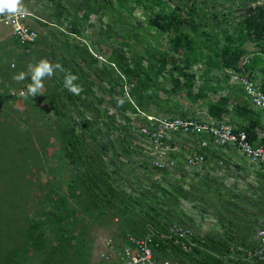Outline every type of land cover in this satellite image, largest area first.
Instances as JSON below:
<instances>
[{
	"label": "rangeland",
	"instance_id": "374dc122",
	"mask_svg": "<svg viewBox=\"0 0 264 264\" xmlns=\"http://www.w3.org/2000/svg\"><path fill=\"white\" fill-rule=\"evenodd\" d=\"M160 1L171 9L178 3ZM22 4L26 24L39 33L35 44L22 45L0 22V264H108L115 258L112 246L120 250L132 230L87 189L69 155L50 104L65 73L45 78L35 97L21 95L31 79L13 76L42 58L78 76L83 91L74 95L72 114L79 123L80 112L84 127L100 132L89 147L116 187L131 193L158 186L150 204L162 210L159 223L187 226L213 240L226 264L244 259L264 228L261 168L236 151L216 150L203 168L180 164L162 173L139 129L148 117L213 119L233 127L262 123L263 111L231 81L233 69L222 55L239 57L237 72L264 87V0H186L194 26L172 33L152 26V11L135 0ZM179 142L188 147L198 140Z\"/></svg>",
	"mask_w": 264,
	"mask_h": 264
},
{
	"label": "built area",
	"instance_id": "2783aa9c",
	"mask_svg": "<svg viewBox=\"0 0 264 264\" xmlns=\"http://www.w3.org/2000/svg\"><path fill=\"white\" fill-rule=\"evenodd\" d=\"M29 14L8 20L0 16V22L8 25L18 41L24 45L35 44L39 33L26 24ZM231 81L240 86L251 104L264 112V90L250 75L230 71ZM148 124L141 126L139 135L149 143L153 167L160 172L176 171L180 164L185 168H201L205 165L212 148H233L250 163L264 170V141L253 143L248 134L226 122L195 120L183 117H148ZM181 137L197 139L196 145L184 147ZM206 239L193 229L183 225H171L161 230L148 225L143 236L133 233L125 235L123 247L112 246L115 258L108 264H180L162 259L163 246H177L186 254L203 251ZM111 259V256H107ZM245 260L264 263V228L257 232V246L249 250Z\"/></svg>",
	"mask_w": 264,
	"mask_h": 264
},
{
	"label": "trees",
	"instance_id": "16d2710c",
	"mask_svg": "<svg viewBox=\"0 0 264 264\" xmlns=\"http://www.w3.org/2000/svg\"><path fill=\"white\" fill-rule=\"evenodd\" d=\"M118 1L120 4L124 3V0ZM135 1L152 11L154 18L151 19V25L164 33L178 32L188 25L194 26V21L189 20L192 16V7L184 4V1L186 0H178L174 9H171L170 7H162L160 0ZM157 6H160L158 11L155 10ZM261 32L264 34V24L261 25ZM222 60L228 68L235 71L239 69V57L232 58L228 55V53H223ZM262 88L264 90L263 86ZM77 99H80V97H77ZM50 104L61 125L63 138L69 148V155L80 169V172L87 184V189L94 192V196L97 197V200H101L100 197H103L102 201L104 204L114 209L123 219L130 221L132 230L126 233V235L133 233L138 236H143L148 225H153L161 230H166L173 225H164L159 223L157 221V216L159 215V211L162 210H159L150 204L151 194L157 193L156 191L159 188L158 186L152 185L149 190L143 189L142 191L140 190L141 188H139V191L134 190L133 192L128 193L122 187H116L111 182V176L106 170V166L102 161L101 155L97 154L89 147L90 140L98 141L100 132H98V129L91 127L86 129L84 127L86 124L85 116L80 112L75 111L77 116L81 119V122L78 123L77 118H75L72 114V110L77 104L76 98L64 87V84L57 83L54 85L50 94ZM260 127V121L253 120L246 125L236 128L238 130L245 131L251 141L253 143H257L261 140L259 138L258 130ZM90 129H93V131ZM94 133L97 134V138ZM180 166L178 169L181 168ZM261 170L264 173L262 168ZM173 172L166 171L162 173L172 174ZM169 195L173 198L171 193H169ZM156 196L158 197V195ZM159 204L162 203L159 202ZM151 213L155 214V217H153ZM138 216L139 218H137ZM135 218H137V220H135ZM34 228H37V226ZM206 241L207 243L205 249L194 254H186L179 247L174 245L163 246L160 250V257L162 259L173 260L180 264H226V261L217 256L220 253L217 243L210 239H206ZM227 262H231L228 264H244L243 262L250 264H264L251 263L245 260V258L238 259L237 261L229 260Z\"/></svg>",
	"mask_w": 264,
	"mask_h": 264
},
{
	"label": "clouds",
	"instance_id": "9594fccd",
	"mask_svg": "<svg viewBox=\"0 0 264 264\" xmlns=\"http://www.w3.org/2000/svg\"><path fill=\"white\" fill-rule=\"evenodd\" d=\"M27 14L28 10L22 4V0H0V16H6L11 21L14 17H23ZM57 70L65 73L64 87L71 94L79 95L83 91L82 86L75 83L78 80V76L72 74L69 70L63 69L58 63H51L47 58L30 63L27 67V72L21 71L14 75L13 79L19 82L30 77L31 83L26 86V92H21V95L30 94L35 97L44 88V79L51 78Z\"/></svg>",
	"mask_w": 264,
	"mask_h": 264
},
{
	"label": "crops",
	"instance_id": "0c3cea01",
	"mask_svg": "<svg viewBox=\"0 0 264 264\" xmlns=\"http://www.w3.org/2000/svg\"><path fill=\"white\" fill-rule=\"evenodd\" d=\"M255 79H257L256 77H255ZM258 81V80H257ZM258 130H259V138L261 139V140H264V118L262 119V123H261V127L260 128H258ZM183 145V144H182ZM190 145H196V143H193V142H191V144ZM184 146V145H183ZM185 147V146H184ZM219 151V150H226L227 152H230V151H236L235 149H233V148H220V149H217V148H212L210 151H209V154H208V157H209V155L211 156L215 151ZM238 154H240L238 151H236ZM241 155V154H240ZM242 156V155H241ZM208 157H207V159H208ZM243 157V156H242ZM244 158V157H243ZM245 160H247L246 158H244ZM248 161V160H247ZM249 162V161H248ZM206 163H207V161H206ZM206 163H205V165H206ZM250 163V162H249ZM252 164V163H251ZM204 165V166H205ZM203 166V167H204ZM203 167H201V168H203Z\"/></svg>",
	"mask_w": 264,
	"mask_h": 264
}]
</instances>
